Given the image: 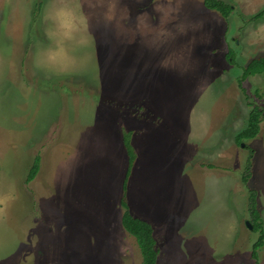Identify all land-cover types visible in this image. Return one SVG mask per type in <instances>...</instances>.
Segmentation results:
<instances>
[{
	"label": "rangeland",
	"instance_id": "rangeland-1",
	"mask_svg": "<svg viewBox=\"0 0 264 264\" xmlns=\"http://www.w3.org/2000/svg\"><path fill=\"white\" fill-rule=\"evenodd\" d=\"M224 1L0 0V264H143L123 198L159 264H264V0Z\"/></svg>",
	"mask_w": 264,
	"mask_h": 264
},
{
	"label": "trees",
	"instance_id": "trees-1",
	"mask_svg": "<svg viewBox=\"0 0 264 264\" xmlns=\"http://www.w3.org/2000/svg\"><path fill=\"white\" fill-rule=\"evenodd\" d=\"M205 6L208 10L216 11L220 13L225 19H229L232 15L237 14L236 8L234 5L227 3L224 0H205ZM262 15H258L252 17L250 20H258ZM240 20L245 21L242 16H239ZM242 17V18H241ZM232 59V56L230 55ZM264 74V57L259 59H255L251 62L248 68L245 69V73L243 78L239 79V86L242 89L243 93L248 96L246 88L243 86L244 82L247 80V77L254 75ZM263 111L259 107H255L250 114L248 126L245 130L240 132L236 136L237 144L245 143L246 141L255 139L261 132V124L263 121ZM124 144L127 149L128 157H129V166L126 174V181L124 185V189L127 191V182L128 178L131 175V171L134 167V164L137 160V155L134 147L131 144V140L128 138L124 141ZM251 156L248 159L247 166L245 169V173L242 177L243 183L246 185L250 194V213L253 221L254 231H263V218L261 211L259 209L258 204V192L253 190L250 187V182L253 176V157L254 150L250 151ZM41 169V157L38 156L30 170L28 176V183L32 182L36 179ZM121 207L124 210L122 217V224L124 229L129 233L132 237H134L138 243L140 248L143 264H159L160 257V249L158 248V241L155 236V229L151 223L140 219L134 216L130 210L128 201L126 198H123L121 201ZM264 244V233L261 234L259 241L255 244L254 250L260 249ZM253 257L255 259H259V255L256 251L253 252ZM258 262V261H257Z\"/></svg>",
	"mask_w": 264,
	"mask_h": 264
},
{
	"label": "water",
	"instance_id": "water-1",
	"mask_svg": "<svg viewBox=\"0 0 264 264\" xmlns=\"http://www.w3.org/2000/svg\"><path fill=\"white\" fill-rule=\"evenodd\" d=\"M247 225L252 229V226L250 225V223H247Z\"/></svg>",
	"mask_w": 264,
	"mask_h": 264
}]
</instances>
